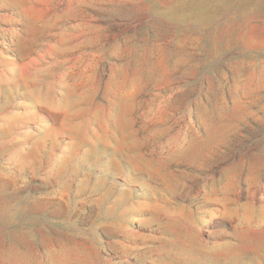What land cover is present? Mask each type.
Instances as JSON below:
<instances>
[{
	"label": "rangeland",
	"instance_id": "obj_1",
	"mask_svg": "<svg viewBox=\"0 0 264 264\" xmlns=\"http://www.w3.org/2000/svg\"><path fill=\"white\" fill-rule=\"evenodd\" d=\"M0 264H264V0H0Z\"/></svg>",
	"mask_w": 264,
	"mask_h": 264
}]
</instances>
